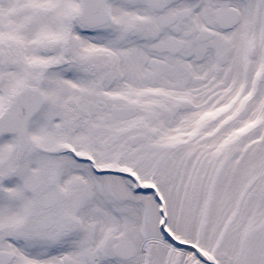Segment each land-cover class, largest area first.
I'll list each match as a JSON object with an SVG mask.
<instances>
[{
    "label": "snow or ice",
    "instance_id": "obj_1",
    "mask_svg": "<svg viewBox=\"0 0 264 264\" xmlns=\"http://www.w3.org/2000/svg\"><path fill=\"white\" fill-rule=\"evenodd\" d=\"M0 264H264V0H0Z\"/></svg>",
    "mask_w": 264,
    "mask_h": 264
}]
</instances>
